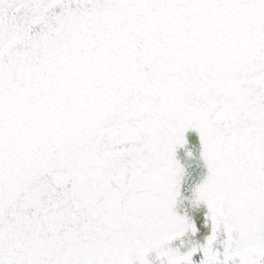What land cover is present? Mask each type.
I'll use <instances>...</instances> for the list:
<instances>
[{
  "label": "snow or ice",
  "instance_id": "1",
  "mask_svg": "<svg viewBox=\"0 0 264 264\" xmlns=\"http://www.w3.org/2000/svg\"><path fill=\"white\" fill-rule=\"evenodd\" d=\"M0 264H264V0H0Z\"/></svg>",
  "mask_w": 264,
  "mask_h": 264
}]
</instances>
